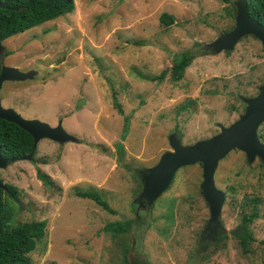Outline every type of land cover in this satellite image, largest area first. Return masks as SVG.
Listing matches in <instances>:
<instances>
[{
    "label": "rangeland",
    "instance_id": "rangeland-1",
    "mask_svg": "<svg viewBox=\"0 0 264 264\" xmlns=\"http://www.w3.org/2000/svg\"><path fill=\"white\" fill-rule=\"evenodd\" d=\"M162 12L174 22L161 23ZM237 17L235 0H75L71 13L1 41L2 65L34 71L32 78L3 82L2 106L51 127L61 124L76 137L40 139L32 160L0 168V181L17 190L15 199L4 195L9 224L46 222L28 254L31 264H126V255L136 254L150 264H264L261 155L250 159L234 147L218 160L213 182L222 200L215 217L200 162L177 168L151 203L143 194L149 169L174 151L171 139L190 146L217 135L245 113L246 99L264 84V48L255 34L216 53L206 46L232 31ZM195 42L208 53L173 81L175 57ZM164 69V79L154 80ZM124 116L129 126L122 139ZM256 133L264 148V121ZM37 169L50 176L51 186L37 178ZM86 190L97 191L116 213L76 195ZM255 205L254 241L245 254L231 231ZM124 219L135 220L128 233L103 231ZM205 229L226 235L202 248Z\"/></svg>",
    "mask_w": 264,
    "mask_h": 264
},
{
    "label": "trees",
    "instance_id": "trees-1",
    "mask_svg": "<svg viewBox=\"0 0 264 264\" xmlns=\"http://www.w3.org/2000/svg\"><path fill=\"white\" fill-rule=\"evenodd\" d=\"M222 1L231 3L233 0ZM0 3H4L0 7V41L46 21L67 15L75 8V0H0ZM247 5L249 15L264 28V0H247ZM159 20L165 25L174 22L173 18L166 12L160 14ZM200 46L201 43L195 42L194 47L182 51L175 57L170 68L173 81H178L183 77L185 69L195 57L208 53L206 48L202 49ZM1 65L0 57V69ZM167 72L168 70L164 69L153 79L161 82ZM114 106L119 114H123L122 108L115 99ZM128 124L129 116H124L122 139L126 136ZM35 151L36 146L33 145V138L28 132L17 124L0 118V152L3 157L21 160L27 159L30 155L32 160ZM117 151L120 155L123 152L120 143L117 144ZM127 167L129 166L127 165ZM36 176L44 185L51 186L53 184L50 176L41 169L36 170ZM5 186L6 190L0 188V264H31L28 254L35 249L36 241L44 236L46 222L45 220H30L10 225L11 211L4 195L15 199L17 190L13 185L5 183ZM76 195L81 198L92 199L108 212L116 213L97 191H76ZM257 217L258 211L255 205L250 213L242 216L240 223L231 231L233 237L238 240L241 251L245 254L249 253L250 243L254 241L249 224ZM136 220L139 221V224L136 222V225H141V216H138ZM134 226V219H124L107 223L103 227V231L113 235H124ZM225 235L223 229H217L216 232H208L205 229L200 236V245L206 249L210 246L215 247ZM126 264H150V262L146 257L136 254L132 255L131 258L126 255Z\"/></svg>",
    "mask_w": 264,
    "mask_h": 264
},
{
    "label": "water",
    "instance_id": "water-1",
    "mask_svg": "<svg viewBox=\"0 0 264 264\" xmlns=\"http://www.w3.org/2000/svg\"><path fill=\"white\" fill-rule=\"evenodd\" d=\"M238 5V17L236 26L224 37L218 38L214 43L206 44L211 51L216 53L222 49L234 47L240 36L246 33H253L257 36L264 48V28L248 13L247 0H235ZM4 3H0V7ZM1 46V41H0ZM212 46V47H211ZM34 71H22L14 66L1 65L0 69V90L5 81H21L33 77ZM247 107L245 113L228 127H221L220 133L209 138L198 141L190 146H181L171 139L173 152L164 153L158 164L149 169L145 176L147 189L145 197L151 203L169 184L174 171L182 165L200 162L203 167L202 188L207 201L211 204L215 217L220 209L221 194L214 186L213 173L218 160L234 147L245 149L251 156L259 154L264 158V148L257 139V128L264 121V84L260 86L259 93L252 98L246 99ZM0 118L17 124L28 132L33 138V145L43 138L56 142L75 141L76 137L68 133L61 124L51 127L48 123L32 118L23 117L12 107H4L0 99ZM27 159H30V155ZM16 159L3 157L0 152V168L6 167ZM154 179H157L155 184ZM0 188L6 190L4 183L0 181Z\"/></svg>",
    "mask_w": 264,
    "mask_h": 264
}]
</instances>
